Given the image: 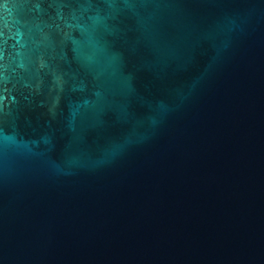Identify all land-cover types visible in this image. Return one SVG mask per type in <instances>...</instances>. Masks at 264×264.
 Here are the masks:
<instances>
[{"label": "water", "instance_id": "95a60500", "mask_svg": "<svg viewBox=\"0 0 264 264\" xmlns=\"http://www.w3.org/2000/svg\"><path fill=\"white\" fill-rule=\"evenodd\" d=\"M0 264H264V0H0Z\"/></svg>", "mask_w": 264, "mask_h": 264}]
</instances>
